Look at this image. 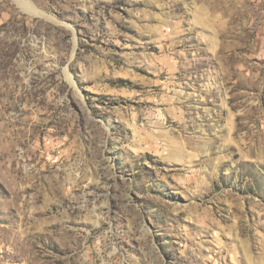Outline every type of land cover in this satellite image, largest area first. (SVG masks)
<instances>
[{"label":"rangeland","instance_id":"1","mask_svg":"<svg viewBox=\"0 0 264 264\" xmlns=\"http://www.w3.org/2000/svg\"><path fill=\"white\" fill-rule=\"evenodd\" d=\"M24 1L0 264H264V0Z\"/></svg>","mask_w":264,"mask_h":264},{"label":"bare ground","instance_id":"2","mask_svg":"<svg viewBox=\"0 0 264 264\" xmlns=\"http://www.w3.org/2000/svg\"><path fill=\"white\" fill-rule=\"evenodd\" d=\"M17 2L20 3L22 9H24L25 11L29 12V13H32V14H36L37 12L34 10V8L27 2V1H24V0H16ZM40 11H39V14L37 15H40ZM43 13V12H42ZM41 16V15H40ZM55 20V18H54ZM70 79L72 80V77L70 75Z\"/></svg>","mask_w":264,"mask_h":264}]
</instances>
